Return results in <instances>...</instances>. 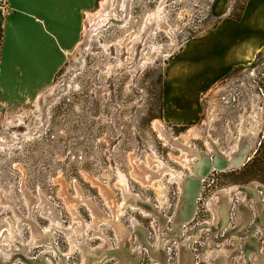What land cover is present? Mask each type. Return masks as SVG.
Listing matches in <instances>:
<instances>
[{"label":"rangeland","instance_id":"obj_1","mask_svg":"<svg viewBox=\"0 0 264 264\" xmlns=\"http://www.w3.org/2000/svg\"><path fill=\"white\" fill-rule=\"evenodd\" d=\"M227 2L231 11L222 13V0H111L110 19L88 40L85 20L79 44L47 92L1 105L0 239L12 232L18 241L0 248L7 261L0 264H26L29 257L61 264L63 253L64 264H84L87 249L109 251L97 264H264V51L202 95L199 123L173 127L163 119L169 63L223 17H241L247 0ZM256 130L245 162L206 174L195 216L183 223L184 185L171 173L194 175L196 156L166 138L188 141L215 159V147L233 156ZM158 159L167 165L160 178ZM124 183L136 202H126ZM94 209L107 220H95ZM33 226L51 228L53 236L25 247Z\"/></svg>","mask_w":264,"mask_h":264},{"label":"crops","instance_id":"obj_2","mask_svg":"<svg viewBox=\"0 0 264 264\" xmlns=\"http://www.w3.org/2000/svg\"><path fill=\"white\" fill-rule=\"evenodd\" d=\"M98 0H0V107L36 100L79 44ZM264 51V0H247L240 18L225 16L189 40L163 79V119L192 127L202 95Z\"/></svg>","mask_w":264,"mask_h":264},{"label":"bare ground","instance_id":"obj_3","mask_svg":"<svg viewBox=\"0 0 264 264\" xmlns=\"http://www.w3.org/2000/svg\"><path fill=\"white\" fill-rule=\"evenodd\" d=\"M110 1L111 0H102L101 1V7L99 10H97L95 13L93 14H89L88 15V18H87V30H86V38L87 40L89 39L90 36L93 35L94 31H96L99 27H102V24H105V22L110 19V15L111 13L109 12L108 10V6H110ZM130 0H125V3H129ZM222 13H228L229 11H231V8L230 6L228 5V2L227 0H222ZM125 5V4H123ZM126 6V5H125ZM124 6V7H125ZM126 8V7H125ZM113 15V14H112ZM113 18V16H112ZM128 19V18H127ZM167 23V22H166ZM90 24V25H89ZM172 31V30H171ZM169 33V32H168ZM174 37V35H173ZM90 41V40H89ZM88 42V41H87ZM173 43H176V38L174 37L173 38ZM86 45V43H85ZM81 46V45H80ZM77 50H79L77 48ZM81 53L83 52V49L81 48L80 49ZM69 73V72H68ZM73 76V75H72ZM51 92V90H50ZM54 93V92H53ZM44 103V102H43ZM42 103V104H43ZM40 107V106H39ZM42 107V105H41ZM159 123V122H158ZM193 132V131H192ZM163 134V132H162ZM195 135L197 136H202L203 135V132H197L195 131L194 132ZM207 133H205L206 135ZM190 135V134H189ZM257 135V130L256 131H250L248 134H246L244 137H243V144L241 147H239L238 150V153L234 154L233 153L235 152H232V155L233 156H229L227 157V154H225L226 156H224V152H220L219 150V147L217 149V147L215 146H218V145H215V151H216V154H217V157L215 159H210L208 158V156H206L205 154H201L199 151H197V149L192 145L190 144L188 141L184 142V141H180L178 137L176 138H170V137H167L166 141L172 145H177L181 148V151H183V154H187L188 156L190 155H194L196 156V162H195V173L194 175H188L186 174L185 172H172L171 173V176H172V179L174 180L175 183H180V184H183L184 185V192H183V206H182V209H181V218H182V222L183 223H186V222H190L194 216H195V211H196V203H195V200H197V196L200 192V189H201V181L204 179V177L206 176V174L209 173L210 170L214 169V170H220V171H226L228 170L229 168H232V167H238L240 164H242L243 162H245L247 160V155H248V152L250 151V149L252 147H254V138L253 136H256ZM208 136V135H207ZM242 136V135H241ZM186 137V136H185ZM188 138V137H187ZM208 138V137H207ZM209 140V138H208ZM241 140V139H240ZM214 142V141H213ZM179 148V149H180ZM253 149V148H252ZM211 157V156H210ZM191 158V157H190ZM189 158V159H190ZM188 157L186 158V160L188 161L189 160ZM192 159V158H191ZM249 159V158H248ZM193 161V160H192ZM158 162L160 165L161 164V167L159 166V168H161V174H159L160 176H158L159 178L160 177H163L164 173H166V167L167 165L165 166L164 164H162L163 162L162 161H159L158 159ZM184 162V160H183ZM191 162V161H190ZM157 163V162H155ZM188 164V162H187ZM190 164V163H189ZM192 164V163H191ZM143 166V165H142ZM194 166V165H193ZM192 169V167H191ZM145 170V169H144ZM160 170V169H159ZM168 171V170H167ZM173 171V170H172ZM176 171V170H174ZM154 172V171H152ZM170 172V171H169ZM156 173V172H155ZM160 173V171L158 172ZM157 173V175H158ZM142 174V173H141ZM168 174V173H167ZM170 174V173H169ZM154 176V175H153ZM141 178V176H140ZM152 180V179H151ZM161 180V179H160ZM127 182V181H126ZM125 184V183H124ZM179 184V185H180ZM253 185V183L251 184ZM260 186V185H259ZM159 187V186H158ZM258 187V186H257ZM181 188V187H180ZM236 186L234 187H231V188H227V193L228 191L231 192L233 189H235ZM238 188V187H237ZM242 188H245V187H242ZM250 188V187H249ZM254 188V187H253ZM259 189V188H258ZM162 190L164 191L165 195H166V200L168 201L169 200V189L166 187V186H163ZM182 190V189H181ZM223 190V188H222ZM224 191V190H223ZM225 193V192H224ZM124 194H125V198H126V202H128L130 199L135 201L136 202V199L139 198L138 195L136 194H133L128 186L125 184L124 185ZM223 195V194H222ZM219 197V196H218ZM113 198V197H112ZM163 198V197H162ZM161 198V199H162ZM217 198V196H216ZM129 199V200H128ZM182 199V198H181ZM128 200V201H127ZM182 201V200H181ZM163 202V201H162ZM217 202V201H216ZM212 203V201H211ZM135 204V203H134ZM246 204V203H245ZM217 205V204H216ZM212 206V204H211ZM218 208V206H216ZM96 208V207H95ZM93 215H94V218L95 220H98V221H102V220H107L106 216H103V213L99 214L95 211V209L93 210ZM146 214H151L150 212L148 213L147 210L145 211ZM179 212V211H178ZM48 213L51 215H53V223L56 224V225H60V221H59V218L57 219V213H55L54 209L52 207H49L48 209ZM56 215V216H55ZM158 215V214H157ZM177 215V214H176ZM179 218V217H178ZM180 219V218H179ZM176 221V220H175ZM177 223V222H176ZM92 224V223H91ZM178 224V223H177ZM176 224V226H177ZM182 224V223H181ZM121 225V224H120ZM134 225H135V229H137V224L134 222ZM186 225V224H185ZM214 225V224H213ZM206 226V223H202L200 225V230ZM210 226V225H209ZM21 227V226H20ZM123 227V226H122ZM180 227V226H179ZM118 227H116L117 229ZM121 228V227H120ZM184 228V226L180 227V230ZM60 229V228H59ZM119 229V228H118ZM33 230H34V239L27 245H25V247H29V246H33V245H38L39 243H41V240L44 239L46 240L48 237H52V229L51 228H45L43 230L41 229H38L36 226H33ZM70 232V230H68ZM120 231V230H119ZM120 233V232H119ZM66 234V233H65ZM67 235V234H66ZM69 236L71 234H68ZM127 236H125L126 238ZM76 238V237H75ZM189 238V237H188ZM72 239V238H71ZM14 241H18V237H14V235L12 234V232H10V235H5L3 238L0 239V248H2L1 250H5V244L7 242H10L13 246V242ZM128 241V240H127ZM126 242V241H125ZM17 243V242H16ZM74 244V243H73ZM126 244V243H125ZM124 244V245H125ZM81 247V246H80ZM87 248V247H86ZM85 248V249H86ZM55 249V248H54ZM57 249V248H56ZM83 249V250H85ZM102 249V248H100ZM107 250V249H106ZM11 251V250H10ZM10 251H7V253L9 254ZM160 251V250H159ZM51 252V251H50ZM56 252V251H55ZM109 252V251H108ZM107 251H105L103 253V255H99L98 254V250L97 249H94V250H89L87 249L86 250V255L85 256V262L84 264H97L100 260L102 259H106L108 258L110 255L108 254ZM62 253V252H61ZM46 254V253H45ZM48 254V253H47ZM46 254V259L50 262V260H53V256L49 254V256ZM11 256V255H10ZM67 255L66 254H61L60 257H61V264H64L63 262V259L66 257ZM10 259V258H9ZM13 260V258L11 259ZM25 260H27L26 264H35V260H38L37 258L34 259V258H25ZM34 260V262H33ZM130 261V260H129ZM0 262H7L6 260H0ZM101 263V261H100ZM128 264V263H126Z\"/></svg>","mask_w":264,"mask_h":264},{"label":"flooded vegetation","instance_id":"obj_4","mask_svg":"<svg viewBox=\"0 0 264 264\" xmlns=\"http://www.w3.org/2000/svg\"><path fill=\"white\" fill-rule=\"evenodd\" d=\"M215 171V170H214Z\"/></svg>","mask_w":264,"mask_h":264}]
</instances>
